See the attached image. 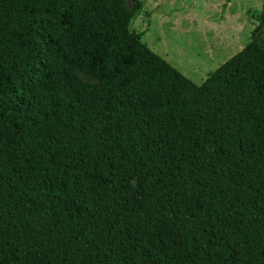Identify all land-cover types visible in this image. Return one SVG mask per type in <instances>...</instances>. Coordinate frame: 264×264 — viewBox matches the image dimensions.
I'll list each match as a JSON object with an SVG mask.
<instances>
[{"label":"trees","instance_id":"1","mask_svg":"<svg viewBox=\"0 0 264 264\" xmlns=\"http://www.w3.org/2000/svg\"><path fill=\"white\" fill-rule=\"evenodd\" d=\"M118 2L0 0V264H264V0L201 84Z\"/></svg>","mask_w":264,"mask_h":264},{"label":"rangeland","instance_id":"2","mask_svg":"<svg viewBox=\"0 0 264 264\" xmlns=\"http://www.w3.org/2000/svg\"><path fill=\"white\" fill-rule=\"evenodd\" d=\"M117 10L133 14L130 28L142 33L143 44L201 84L250 41L259 25L262 0H119ZM67 79L78 81L81 88L98 84L97 76L78 67ZM55 93L70 99L66 79L58 81ZM142 178H131L122 193L135 191Z\"/></svg>","mask_w":264,"mask_h":264}]
</instances>
